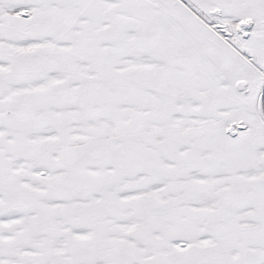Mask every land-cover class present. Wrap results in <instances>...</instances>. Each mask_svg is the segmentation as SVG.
<instances>
[{
	"label": "snow or ice",
	"instance_id": "snow-or-ice-1",
	"mask_svg": "<svg viewBox=\"0 0 264 264\" xmlns=\"http://www.w3.org/2000/svg\"><path fill=\"white\" fill-rule=\"evenodd\" d=\"M0 264H264V0H0Z\"/></svg>",
	"mask_w": 264,
	"mask_h": 264
}]
</instances>
